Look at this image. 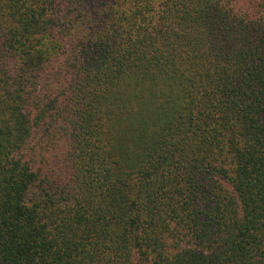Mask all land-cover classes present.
<instances>
[{
    "label": "trees",
    "instance_id": "16d2710c",
    "mask_svg": "<svg viewBox=\"0 0 264 264\" xmlns=\"http://www.w3.org/2000/svg\"><path fill=\"white\" fill-rule=\"evenodd\" d=\"M0 264H264V0H0Z\"/></svg>",
    "mask_w": 264,
    "mask_h": 264
},
{
    "label": "rangeland",
    "instance_id": "374dc122",
    "mask_svg": "<svg viewBox=\"0 0 264 264\" xmlns=\"http://www.w3.org/2000/svg\"><path fill=\"white\" fill-rule=\"evenodd\" d=\"M60 151L54 150V151L47 152V153L44 152L43 155H41V157L38 159V165L41 168H43L44 164L60 166L61 165L60 159L62 158Z\"/></svg>",
    "mask_w": 264,
    "mask_h": 264
}]
</instances>
